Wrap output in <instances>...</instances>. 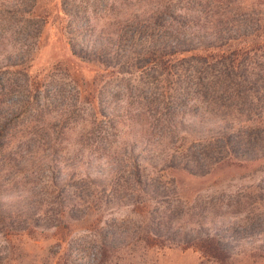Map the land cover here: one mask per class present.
<instances>
[{"label": "rangeland", "instance_id": "rangeland-1", "mask_svg": "<svg viewBox=\"0 0 264 264\" xmlns=\"http://www.w3.org/2000/svg\"><path fill=\"white\" fill-rule=\"evenodd\" d=\"M60 1L0 0V92L10 90L0 108L10 118L13 107L6 103L31 98L14 138L33 141L20 155L0 154V211L10 216H0V264H264V127L239 129L236 144L249 158L243 161L221 159L219 144L206 149L183 131L172 140L169 128L154 121V108L141 110L139 124L125 120L114 129L92 130L88 93L97 70L71 53ZM112 1L88 0L87 31L71 25L78 41L105 43L109 31L122 28L117 22L155 0H114L113 7ZM35 93L40 105L47 102L48 113L34 109ZM118 97L107 99L115 101L113 107L119 102L121 111L124 99L141 101L123 87ZM62 107L73 112L61 131L55 119ZM215 117L195 107L184 123L196 136L208 135ZM54 137L63 152L56 183L64 205L49 203V173L42 165ZM132 141L146 142L135 154L144 157L154 197L139 196L132 182H123L132 168L124 150L130 152ZM182 155L200 173L208 172L175 168ZM115 179L119 190L111 195ZM40 205L48 206L44 217L37 215ZM9 220L24 230H13ZM102 238L115 248H105Z\"/></svg>", "mask_w": 264, "mask_h": 264}, {"label": "trees", "instance_id": "trees-1", "mask_svg": "<svg viewBox=\"0 0 264 264\" xmlns=\"http://www.w3.org/2000/svg\"><path fill=\"white\" fill-rule=\"evenodd\" d=\"M83 2L61 0L60 6L67 17L66 33L71 53L97 70L92 79L94 86L88 93L92 97L89 116L92 130L114 129L125 120L129 126L139 124L138 118L143 115L141 110L149 107L159 113L157 117L153 116L154 121L169 128L172 140L177 137L175 132L183 131L194 139L198 137L206 149L219 144L221 159L249 160L247 154L239 151L236 140L240 128L264 127V0H155L150 5L145 3L140 10L130 11L123 23L117 22L123 24L122 28L119 26L115 33L109 31L106 42L101 44L92 39L78 41L77 35H73L72 24H78L79 30H86L89 25V3L88 0ZM114 4L113 0L110 6ZM112 25L114 23L108 28ZM14 64L11 62L8 66ZM122 87L129 93H136L141 101L124 99L121 111L117 109L119 102L113 107L111 104L115 101L107 97L119 101ZM6 91L10 90L0 92V107L10 93ZM43 92L47 97L48 92ZM30 99L23 104L6 103L13 107L11 112L17 111L16 115L10 112V118L0 108V154L20 155L23 150H30L32 139L14 138L22 122L18 118L25 116ZM32 100H35L32 104L37 112L48 113L47 102L40 105L36 93ZM50 104L57 103L53 99ZM195 107L202 108L207 116L213 112L216 115L212 127L207 130L208 135L196 136L184 123L185 114ZM57 112L56 125L61 130L66 127L64 121L73 110L68 112L67 107H62ZM48 142V153L44 154L42 165L49 173L47 183L52 197L49 203L64 205L63 190L56 183L63 153L57 150L61 141L54 137ZM144 142L127 143L130 152L126 149L124 155L131 158L132 168L127 171L126 179H121L129 186L132 182L139 196L151 197L158 192L147 188L151 177L144 173L141 165L144 157L135 154L138 145L145 146ZM166 146L169 150V140ZM140 152L144 153L145 149H139L137 153ZM181 158L175 168L200 176L208 172L200 173L184 160V155ZM88 171L89 168L85 174ZM118 183L115 179L111 195L119 190ZM48 206L40 205L37 215L44 217L49 211ZM0 216L10 218L2 211ZM9 222L16 232L24 230L14 227L11 220ZM104 240L102 238L105 248H115Z\"/></svg>", "mask_w": 264, "mask_h": 264}]
</instances>
